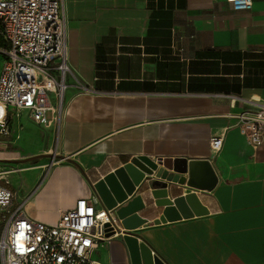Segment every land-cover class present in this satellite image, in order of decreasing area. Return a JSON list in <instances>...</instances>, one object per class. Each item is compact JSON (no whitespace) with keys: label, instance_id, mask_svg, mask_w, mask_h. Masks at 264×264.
Wrapping results in <instances>:
<instances>
[{"label":"crops","instance_id":"obj_1","mask_svg":"<svg viewBox=\"0 0 264 264\" xmlns=\"http://www.w3.org/2000/svg\"><path fill=\"white\" fill-rule=\"evenodd\" d=\"M63 7L70 88L59 131L41 126L57 136V149L40 153L58 158L19 193L29 197L27 215L57 224L96 195L94 184L139 157L208 160L218 178L211 192L169 184L171 199L196 194L208 214L156 224L165 207L149 199L156 178L146 175L133 197L142 196L139 215L148 223L131 234L164 264H264V141L250 147L234 118L264 105V0L242 12L232 0H63ZM29 123L26 115L13 121L0 145L19 142ZM124 232L119 223V236L101 245L102 264H131Z\"/></svg>","mask_w":264,"mask_h":264},{"label":"built area","instance_id":"obj_2","mask_svg":"<svg viewBox=\"0 0 264 264\" xmlns=\"http://www.w3.org/2000/svg\"><path fill=\"white\" fill-rule=\"evenodd\" d=\"M232 5L236 12L250 11L253 0H232ZM0 38L6 45L1 48L0 142L23 115L59 131L71 75L63 0H0ZM251 106L234 118L248 145L257 149L264 141V105ZM222 147L223 138L211 140L214 153ZM28 201L0 186V264H102L101 245L119 236L120 221L100 207L96 195L79 199L55 225L29 217Z\"/></svg>","mask_w":264,"mask_h":264},{"label":"water","instance_id":"obj_3","mask_svg":"<svg viewBox=\"0 0 264 264\" xmlns=\"http://www.w3.org/2000/svg\"><path fill=\"white\" fill-rule=\"evenodd\" d=\"M56 158L58 157L53 154H42L22 160H0V164H27L40 159L54 160ZM171 170L177 174L187 173L188 179L169 174L168 171ZM146 175L156 178L150 180L152 191L148 194L149 199L152 197L156 207H165L163 216L156 224L208 214L196 194L171 199L169 184H186L196 190L211 192L216 187L218 178L208 160L187 163L181 159L152 161L146 157H139L93 185V191L104 208L113 211L124 227L125 232L122 238L128 248L131 264H164L159 257L153 255V251L146 243H140L139 239L131 234L148 223L147 218L139 215V212L146 209L142 196L133 197L136 188L141 186Z\"/></svg>","mask_w":264,"mask_h":264},{"label":"rangeland","instance_id":"obj_4","mask_svg":"<svg viewBox=\"0 0 264 264\" xmlns=\"http://www.w3.org/2000/svg\"><path fill=\"white\" fill-rule=\"evenodd\" d=\"M4 62V54L0 47V72ZM50 119V114H47ZM15 140V139H14ZM58 146L57 136L48 132L39 125L28 124L21 131V140L8 146L0 145V160H22L50 151L55 153ZM48 159H40L27 164H0V186L9 187L21 193L28 194L34 186L40 169L48 163ZM4 174V175H2ZM5 179H4V178ZM37 184V183H36ZM35 184V185H36ZM2 222H0L1 226ZM103 251V248L101 249ZM104 256L102 255L103 260ZM102 263V262H101Z\"/></svg>","mask_w":264,"mask_h":264},{"label":"trees","instance_id":"obj_5","mask_svg":"<svg viewBox=\"0 0 264 264\" xmlns=\"http://www.w3.org/2000/svg\"><path fill=\"white\" fill-rule=\"evenodd\" d=\"M0 47H1V48H5V47H6V45L4 44V42L2 41L1 38H0Z\"/></svg>","mask_w":264,"mask_h":264}]
</instances>
